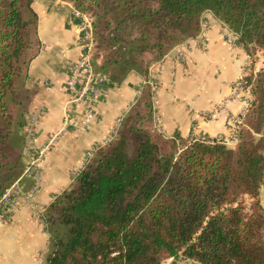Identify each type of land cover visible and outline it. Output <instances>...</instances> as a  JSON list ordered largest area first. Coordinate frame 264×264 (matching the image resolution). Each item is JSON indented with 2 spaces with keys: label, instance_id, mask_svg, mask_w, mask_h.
Here are the masks:
<instances>
[{
  "label": "trees",
  "instance_id": "1",
  "mask_svg": "<svg viewBox=\"0 0 264 264\" xmlns=\"http://www.w3.org/2000/svg\"><path fill=\"white\" fill-rule=\"evenodd\" d=\"M68 1L90 19L95 70L113 83L145 80L113 139L46 210V264H264V63L241 79L251 101L234 145L162 137L147 84L153 64L200 34L205 13L264 58V0ZM32 2L0 0V194L24 165L8 100L17 103L34 55Z\"/></svg>",
  "mask_w": 264,
  "mask_h": 264
},
{
  "label": "crops",
  "instance_id": "2",
  "mask_svg": "<svg viewBox=\"0 0 264 264\" xmlns=\"http://www.w3.org/2000/svg\"><path fill=\"white\" fill-rule=\"evenodd\" d=\"M32 9L37 16L31 37L34 55L21 82L18 101L10 102L8 108L14 137L21 142L23 167L33 153H44L37 163L38 175L20 181L23 195L18 207L0 223V264H46L52 241L44 222L46 210L83 169L88 152L104 145L118 129L145 80L130 73L122 82L104 88L91 121L84 128L64 131L66 113L79 124L85 119V105L66 109L69 97L63 89L81 52L82 27L73 16L71 2L33 0ZM203 20L207 28L199 37L172 48L149 68L147 80L157 75L152 88L153 125L167 139L234 145L230 142L248 107L245 101H251V94L234 95V88L244 74L258 72L264 58L261 52L250 56L235 40L228 43L225 34L229 30L210 13H205ZM38 106L44 113L27 143L23 127ZM162 264L193 263L180 258Z\"/></svg>",
  "mask_w": 264,
  "mask_h": 264
},
{
  "label": "built area",
  "instance_id": "3",
  "mask_svg": "<svg viewBox=\"0 0 264 264\" xmlns=\"http://www.w3.org/2000/svg\"><path fill=\"white\" fill-rule=\"evenodd\" d=\"M73 16L76 20L79 21L82 27L79 39L81 52L77 61L72 64L68 77L63 82V89L69 97L66 102V109L73 106L85 105L86 111L85 119L81 124L72 121L71 116L66 113L64 118V131L67 128H84L91 121L93 110L101 96L103 89L112 85L113 83L106 76L98 73L94 68L92 62L94 42L92 36L91 22L89 21L87 16H85L81 12L73 11ZM206 28L207 22L206 20H202L200 33H202ZM225 35L226 41L228 43L231 44L234 42V40L237 41V36L231 31H228ZM199 36L200 34L195 38ZM180 45L185 46V43H182ZM180 56V58H183V55L181 53ZM155 78L147 81V84L150 85L151 88H154ZM44 86L46 89H50L48 84H44ZM240 92L247 93L248 97L250 95L249 88L244 86L241 82L235 86L233 94L237 95ZM248 102V100L245 101L246 106L249 105ZM43 113L44 111L42 107L38 106L28 115L26 125L24 127V134L27 143L30 141V138L32 137V134L34 132V127L38 120L43 116ZM119 122L120 120L117 121V125L119 124ZM115 134L116 130L112 132L107 142L112 140ZM54 139L55 137H52L50 141L52 142ZM235 142L236 137L234 136L230 144H235ZM94 150L88 152L86 156V162L92 157ZM43 153L44 152L41 150L37 151V153H33L30 162H28V164L23 167L21 175L18 177V179L14 181L8 188L3 190L0 194V223H4L5 221H7L10 218V213L18 207L19 198H21L23 195V191L21 190L20 186V181L24 177H36L38 175L37 163L42 157ZM76 174H74V177L76 176Z\"/></svg>",
  "mask_w": 264,
  "mask_h": 264
},
{
  "label": "rangeland",
  "instance_id": "4",
  "mask_svg": "<svg viewBox=\"0 0 264 264\" xmlns=\"http://www.w3.org/2000/svg\"><path fill=\"white\" fill-rule=\"evenodd\" d=\"M64 1H68V0H64ZM68 2H70V1H68ZM71 3L73 4V2H71ZM73 6H74V4H73ZM74 11H78V10L77 9H74ZM78 12H80V11H78ZM85 16H87V15H85ZM87 18H88V16H87ZM89 21H90V19H89ZM92 56H93V59H92L93 60V63H94V65H96V63L101 60L102 53H100V52H98V51L95 50V52H93V55ZM9 103H10V100H8V104ZM259 199H260L262 208L264 209V189L262 187H261V190H260Z\"/></svg>",
  "mask_w": 264,
  "mask_h": 264
},
{
  "label": "water",
  "instance_id": "5",
  "mask_svg": "<svg viewBox=\"0 0 264 264\" xmlns=\"http://www.w3.org/2000/svg\"><path fill=\"white\" fill-rule=\"evenodd\" d=\"M261 187L264 189V176H263V182H262V186Z\"/></svg>",
  "mask_w": 264,
  "mask_h": 264
}]
</instances>
